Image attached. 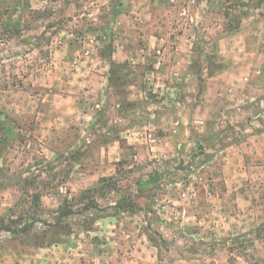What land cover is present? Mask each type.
<instances>
[{
	"label": "rangeland",
	"instance_id": "obj_1",
	"mask_svg": "<svg viewBox=\"0 0 264 264\" xmlns=\"http://www.w3.org/2000/svg\"><path fill=\"white\" fill-rule=\"evenodd\" d=\"M35 262L264 264V0H0V264Z\"/></svg>",
	"mask_w": 264,
	"mask_h": 264
},
{
	"label": "crops",
	"instance_id": "obj_2",
	"mask_svg": "<svg viewBox=\"0 0 264 264\" xmlns=\"http://www.w3.org/2000/svg\"><path fill=\"white\" fill-rule=\"evenodd\" d=\"M120 52H121V54L119 55V58H117L118 57L117 53H120ZM127 54L128 53H127L126 47L123 44H119V46L117 48V52L115 53L114 58H115V60H119V61L125 60L128 57ZM120 57H122L123 59L122 58L120 59ZM136 90H138V89H136ZM35 264H36V262H35Z\"/></svg>",
	"mask_w": 264,
	"mask_h": 264
},
{
	"label": "trees",
	"instance_id": "obj_3",
	"mask_svg": "<svg viewBox=\"0 0 264 264\" xmlns=\"http://www.w3.org/2000/svg\"><path fill=\"white\" fill-rule=\"evenodd\" d=\"M66 215H70V213H67ZM62 217H65V214L64 215H61ZM89 216V215H88ZM87 217V216H86ZM61 225H63L62 224V222L60 221V219L56 222V224L55 225H51V227L53 226V228H59V227H61Z\"/></svg>",
	"mask_w": 264,
	"mask_h": 264
}]
</instances>
